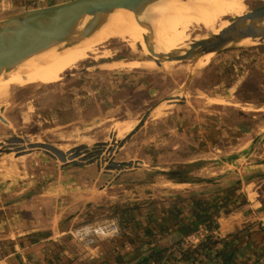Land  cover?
<instances>
[{
    "label": "crops",
    "instance_id": "0c3cea01",
    "mask_svg": "<svg viewBox=\"0 0 264 264\" xmlns=\"http://www.w3.org/2000/svg\"><path fill=\"white\" fill-rule=\"evenodd\" d=\"M8 1L16 10L30 0ZM244 79L233 92L228 88L230 94L223 90L206 101L197 97L172 105L150 124L157 132L142 144L148 153L134 160L141 167L121 174L104 171L111 178L104 186L81 185L65 170L55 180L39 182L0 177V264H139L143 253L185 241L203 227L221 241L216 245L224 264L263 258L264 161L248 172L234 168L237 161L257 156L254 147L263 130L256 122L259 109L250 113L256 122L251 131L244 121L231 124L228 115L233 110L247 117L238 107L245 103L235 98ZM127 82L138 95L150 97V77ZM113 96H102L101 103L109 105ZM184 166L192 167L189 182L168 178ZM101 207L105 213L95 214ZM108 217L122 222L119 239L86 248L69 234ZM210 222L215 229H209ZM232 235L239 237L231 240Z\"/></svg>",
    "mask_w": 264,
    "mask_h": 264
},
{
    "label": "rangeland",
    "instance_id": "374dc122",
    "mask_svg": "<svg viewBox=\"0 0 264 264\" xmlns=\"http://www.w3.org/2000/svg\"><path fill=\"white\" fill-rule=\"evenodd\" d=\"M33 1L36 0L21 4L15 10L8 0H0V19L33 10L34 6L31 5ZM244 1L247 12L264 5V0ZM235 19V15L221 17L217 20L215 29H207L200 25L190 26L185 33L189 39L184 48L189 44L192 45L195 40L210 39L214 32L220 33L234 23ZM109 30L114 29L108 28L107 31ZM104 32L106 31H100L99 34H105ZM132 39L129 40L126 34L124 37L123 35L111 36L107 41L98 44L88 59L67 70L53 84L10 86L5 95L0 97V117L6 121V123L0 121V143L12 138H21L32 144L52 145L66 152L80 146L92 150L100 143L109 147L114 140L112 136L117 135L118 126L128 122L133 125V131L148 110L157 106L151 117L152 122L134 135L129 144L122 149H117L110 156L106 154L103 156V159L107 161L138 160V157L148 153V148L142 145L143 142L149 141L157 132L150 124L164 118L173 109L175 98L184 97V101L189 102L200 97L206 101L209 94H218L223 90L227 94L232 93L239 82L249 76L250 69L264 73V40L251 45L225 47L213 53L210 59L203 62L205 64L202 63V66L199 65L196 68L194 63L199 56L186 62L160 60L164 64L148 69L122 66L141 60H153L140 54L143 52L132 45L131 42L135 40ZM148 42L152 43L151 37ZM208 67L211 69L209 73H206ZM221 73H227L232 77L234 81L231 86L232 92L228 90L229 87L221 85L219 88L208 87L211 86L212 79ZM142 77L145 79L151 77L150 97L144 92L140 95L134 94V91L129 89L131 84L127 81ZM191 79H193L192 82L188 84ZM234 85L236 86L233 87ZM107 94H114V100L109 105H103L100 99ZM171 97L172 100L164 101ZM87 104L89 107L93 105V108H88ZM238 107L247 113V117L246 119L242 115L238 117V113L231 110L228 114L231 124L244 121L249 131L254 130L256 122L263 126L259 135L260 142L254 147L257 156L249 160L244 158L234 163V168L248 172L249 167L255 166L256 162L264 161V106L245 103ZM257 108L260 116L255 122L251 119L250 113L255 112ZM1 109H4V112H1ZM127 135L116 137V140L121 141ZM235 155L232 154L230 157ZM106 167H108L107 162L101 167L98 166V162L81 167L67 166L43 152H34L24 157H17L16 154L0 155V177L22 179L25 183L29 180H38V182L47 179L55 180L60 175L59 170H65L72 171V175L81 185L96 184L97 187H101L111 180L103 176ZM111 173L117 174V172Z\"/></svg>",
    "mask_w": 264,
    "mask_h": 264
},
{
    "label": "water",
    "instance_id": "95a60500",
    "mask_svg": "<svg viewBox=\"0 0 264 264\" xmlns=\"http://www.w3.org/2000/svg\"><path fill=\"white\" fill-rule=\"evenodd\" d=\"M157 0H73L61 5L27 10L0 19V77L17 69L26 60L58 45H77L92 37L100 27L102 21L116 11H128L134 13ZM90 18L88 24L79 32L77 28L81 21ZM264 5L248 11L242 17L235 19L232 27L226 28L210 39L194 42L191 51L186 56H176L171 60L175 62H186L196 56H206L212 51H219L236 41L252 38L264 40ZM149 41V36H144ZM160 66V64L158 65ZM191 81L188 82V84ZM167 98L164 101H170ZM157 106L148 110L141 119L139 125L123 140H114L109 147L104 143L96 145L92 150L84 146L77 147L70 152L63 151L57 147L47 144H32L21 138H12L0 144L1 154H16L17 157L26 156L34 152L50 154L55 160L64 165L83 166L98 162V166L106 162L108 167L106 173H123L141 167V161L116 162L103 159L106 154L110 156L117 149L124 148L131 142L142 128L152 122V115ZM4 112V109H1ZM0 121L6 123L4 118ZM26 144V145H24Z\"/></svg>",
    "mask_w": 264,
    "mask_h": 264
},
{
    "label": "bare ground",
    "instance_id": "6f19581e",
    "mask_svg": "<svg viewBox=\"0 0 264 264\" xmlns=\"http://www.w3.org/2000/svg\"><path fill=\"white\" fill-rule=\"evenodd\" d=\"M243 1L157 0L137 9L134 13L128 11L115 12L102 21L92 37L77 45H58L49 51L40 53L39 56L36 55L26 60L17 69L2 75L0 77V97L5 95L10 86H25L28 84L50 85L57 82L63 73L88 59L94 53L95 47L107 41L111 36L123 35L124 37L126 34L129 40L131 38L135 39H132L133 42L131 43L143 52L140 54L153 59L121 64L125 68L130 66L133 68L152 69L159 64L161 65L162 61H171L176 54L186 56L192 48L190 44L184 48L187 45L185 43L189 39H187L185 33L190 26L200 25L207 29H213L217 20L221 17L231 15H235L236 18L242 17L247 13L243 4L245 1ZM89 21L90 18L81 21L77 32L81 31ZM232 25L233 23L228 28L232 27ZM261 25L264 27V22ZM108 28L114 30L107 31ZM104 30L106 31L104 32L105 34H99L100 31ZM216 32H214L215 35L219 33ZM147 35L151 37L153 44L144 40V36ZM259 40L246 38L226 47L251 45ZM213 53L215 51H212L209 55L196 58L195 68L199 65L202 66V63L210 59ZM184 100V97L175 98L173 104L184 103ZM132 127L133 125L128 122L118 126L116 129L117 137L127 135L132 131Z\"/></svg>",
    "mask_w": 264,
    "mask_h": 264
},
{
    "label": "trees",
    "instance_id": "16d2710c",
    "mask_svg": "<svg viewBox=\"0 0 264 264\" xmlns=\"http://www.w3.org/2000/svg\"><path fill=\"white\" fill-rule=\"evenodd\" d=\"M209 68V67H208ZM211 68L206 69V73H209ZM214 70V69H213ZM151 79V77H150ZM234 84L232 77H230L227 73L218 74L217 77H214L211 82L210 87H216L218 85H223L225 87H231ZM264 74L255 69H250V74L248 77L244 79L241 85L238 87L235 98L240 103H253L258 106H264ZM130 89V88H129ZM203 90L208 91V88H201ZM131 90V89H130ZM120 92V91H119ZM133 92V91H132ZM134 94H137L133 92ZM119 94V93H118ZM86 97V96H85ZM86 104V101L84 102ZM87 107L92 109V106ZM91 105V104H90ZM191 166L184 167H176L172 170V172L168 175V178L177 183L189 182L191 178L189 177ZM95 214L101 215L105 213V208H97L94 210ZM90 216V215H89ZM209 229H215L216 227L212 224V222L208 223ZM239 236H230L229 239L237 240ZM183 239L178 240L170 245H165L159 247L152 254L151 252L143 253L139 264H162L163 262L175 263L180 260V258L186 257L188 255H192L197 251H207L211 249L218 242L215 240L213 235H208L206 240L200 243L197 249L192 250L189 248L183 247ZM202 257L197 259V264H203Z\"/></svg>",
    "mask_w": 264,
    "mask_h": 264
},
{
    "label": "built area",
    "instance_id": "2783aa9c",
    "mask_svg": "<svg viewBox=\"0 0 264 264\" xmlns=\"http://www.w3.org/2000/svg\"><path fill=\"white\" fill-rule=\"evenodd\" d=\"M73 0H36L33 1V10L41 9L64 3L71 2ZM38 5V6H37ZM123 231L122 222L117 217H108L100 221H96L90 224H86L70 230V235L82 244L86 248L97 247L100 242L108 239H119ZM210 232L205 228H201L197 234L192 235L183 242L184 248H191L192 250L197 249L198 245L206 240ZM216 233L213 234L215 240ZM221 241L219 240L217 245ZM217 245H214L207 251H197L192 255L180 258L175 263H162V264H197V259L202 257L203 264H224V257L217 249ZM250 264H264L263 258L253 259Z\"/></svg>",
    "mask_w": 264,
    "mask_h": 264
}]
</instances>
